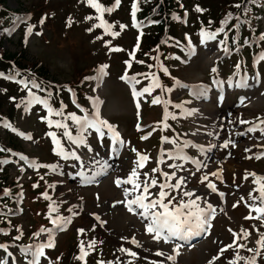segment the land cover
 <instances>
[{"label":"rangeland","instance_id":"1","mask_svg":"<svg viewBox=\"0 0 264 264\" xmlns=\"http://www.w3.org/2000/svg\"><path fill=\"white\" fill-rule=\"evenodd\" d=\"M217 1L219 5H209V7L216 10L222 8L226 2V0ZM94 2L104 8L113 9L117 5L116 0H94ZM127 3L128 0H119L116 9L110 13L106 11L100 13L87 4L86 0H4L3 2L4 8L15 14L11 26L3 35L1 49L9 54L22 51L25 61L28 64L41 65L43 69L41 73L45 74L46 91L37 89L32 91L41 98L43 93L44 96L48 92L52 93L49 105L53 109L55 103H58L57 99L69 109V114L76 116L80 114V117L81 113L83 116L86 113L91 114L94 110L93 101L99 100L100 118L112 124L120 138L125 141L124 146L117 147L111 143L107 135L101 139L94 131H90L82 146L70 145L67 138L62 135L63 128L49 126L47 121L53 115H49L43 105L34 104L25 111L23 101L28 97L27 89L21 84L18 89L16 85L0 81V94H3L4 90H9L11 91L9 97H15L16 101H11L10 98L8 101L7 98L5 102L1 101L2 112L12 104L10 102L16 104L14 111L10 110L13 122L11 128L4 126L0 128V142L5 145L12 140L17 146V153L7 155L9 163L0 165V171L2 169L6 171L7 179H11L12 184L18 182L26 185L32 179L34 182L40 179L37 177L35 179V167L20 161L19 155L27 157L35 164L37 159V165H51L57 169V172L48 175L49 184L46 188L48 195L59 205L62 216L72 215L68 211L69 208H73L78 213L72 217V222L67 226L66 231L56 232L53 235L52 243L55 245L52 249L50 247L44 249L40 264H98V262L100 264H209L214 256H219V259L214 260L213 264H229V261L245 264L244 260H236L237 252L241 257L253 256L254 253L247 249H256L258 247L256 241L260 239V234L264 233V223L260 219H245L246 216H256L255 212L250 211L252 201L249 200V193L258 197L257 189L264 185V179H259L264 178V155H262L264 123H261L264 121V60L258 62L260 54H254L252 62L250 60L248 64L249 70L239 71L236 76H232L233 78L225 76V71L231 70L230 64L236 65L231 58L232 55L239 54L241 50L233 48L225 53L215 41L206 46L201 45V39L197 38L196 31L184 27L187 19L182 21L179 18L182 25L177 24V38L182 39L186 46L190 41L196 48V54L191 60H188L185 54L181 61L188 60V62L177 63L175 57H178V53L166 43L169 36L165 35L151 49L158 50L164 44L162 50L155 51L152 55L141 54L136 61L139 43H135L138 37L135 38L136 36L128 29L133 23L126 22ZM182 9L185 11L186 7ZM34 15V19L30 17ZM87 16L93 19L86 20ZM42 19L43 23H41ZM102 21L114 25L112 31L120 32V35L113 38L110 34H105ZM94 24L101 26L89 32L88 29ZM121 24L127 26L123 31L119 27ZM255 25L254 30L259 35L255 36L252 42L261 41L260 50L264 53V44H262L264 39L261 38L264 36V6ZM29 28L32 29L31 34L28 33ZM97 37L101 38L97 39ZM106 42L110 43L105 46ZM110 48L122 50L110 51ZM133 52L134 58L130 55ZM243 59L241 55L240 60ZM134 62L145 68V74L149 79L152 76L157 79L159 75L165 73L163 69L166 68L167 73L183 80L181 84L204 85L207 92L203 96L192 95L190 101L183 100L181 103L184 109L193 110L192 115L184 116L178 109L179 112L175 113L179 115L177 119L165 121L164 105L151 103L153 97L157 95L156 92L152 90L151 95L145 94L134 98L133 85L120 78L128 75L127 70L130 72L135 69L132 68L135 67ZM102 65L108 67L103 70L105 75L99 84L95 79L85 80V77H95L94 71H98ZM149 65L152 67L150 68ZM213 67L217 69L215 73L211 72ZM211 77H215L216 80L213 81ZM242 78L246 84L236 86L237 81ZM136 80L139 82L134 83L135 90L147 87L142 75L136 77ZM12 81L18 84L16 79ZM215 85L217 89L213 87ZM172 88L173 91L168 93L167 98L172 101L180 100L185 90L182 88L183 91L178 93L174 86ZM189 89L186 91L188 92ZM79 92L86 98L78 96ZM165 96L164 92L158 97L167 100ZM137 103L140 104L139 117ZM81 108L85 113H79ZM168 112L171 113V110ZM64 115H67L66 112ZM55 117V120H63L60 116L55 115ZM257 118L260 119L256 121ZM159 121L157 139L160 142L154 147L153 134ZM164 123H167V128L163 127ZM138 124L140 130H137ZM253 126H256L257 130L249 131L248 129ZM71 129L72 135L75 136L73 123ZM19 133L30 135L32 139L26 140ZM48 133H56L65 150L74 151L78 159H64L60 164L56 162L49 149ZM144 136L148 138L141 139ZM162 137H168L170 140L179 137L180 141L199 144V148L203 146L204 156H200L191 144L184 148V154H188L191 160L197 162L200 166L199 170L186 161L182 162L184 165L182 171L170 168V164L181 161H173L161 156L162 152L173 149L171 143L161 142ZM225 142H228L227 148L223 147ZM132 149L136 151L133 152ZM52 150L54 151V148ZM137 152L149 158L138 170L141 179L144 178L143 174L147 173L157 178L158 183H162L164 178L160 172L171 174L176 171L177 176L187 178L186 188L195 190L202 197V201H198L201 206L203 200H206L216 208L211 226L207 227L204 233L184 243L175 239L165 243L163 240L154 239L153 234L147 233L145 229L147 222L128 212L123 204H116L113 207L115 202L124 200L122 188H118L114 181L117 178H127L135 166L134 161L138 160ZM160 159H163L164 163L158 164ZM94 160L100 161L106 167L91 183H84L78 173L85 172L87 176H93V173L100 168L99 164H93ZM107 168L112 169L108 171ZM154 168H158L159 171L153 173ZM37 172L47 175L42 169ZM249 174H255V177ZM205 175L208 180L200 183ZM245 176L248 178L245 179ZM208 182L216 186V192L207 188ZM42 186L43 183L39 188ZM122 187H131V185ZM29 191L27 194L20 192L22 203L15 202V205H20V210L10 212L11 215L15 214L12 217L16 218L8 222L9 228H13L14 231L21 230L18 231L20 234H17L21 236L20 239L16 241L11 236L10 243L8 246L5 245L7 251L0 247V260H7L9 264L13 259L16 264H26V257L21 250L10 245H28L32 241L31 232L45 224L49 216L47 205L50 201L40 197L33 183ZM151 191L158 192L159 189L152 188ZM220 193L224 194L223 197ZM241 197L244 199L241 200ZM233 204L237 206L233 208ZM93 214L99 216L100 221L104 223L97 221ZM77 229H84V232L78 233ZM229 229L237 235L233 236ZM242 229L248 233L247 236ZM4 235L8 236V233ZM43 237L42 233L39 237L34 236L35 244H47L49 239ZM93 240L96 243L89 248L88 244ZM81 241H84V250L87 254L83 260H77L75 257L80 252ZM177 244L181 245L178 255L173 251ZM230 244L231 248L220 253L222 247ZM259 247L261 256L256 259V264H264V243ZM121 248L127 249L128 252L120 251ZM129 252L136 255H129ZM157 252H163L165 255L157 256L155 254ZM9 253L12 255L9 256ZM169 255L175 256L174 262L166 259ZM58 257L59 261H57Z\"/></svg>","mask_w":264,"mask_h":264},{"label":"snow or ice","instance_id":"2","mask_svg":"<svg viewBox=\"0 0 264 264\" xmlns=\"http://www.w3.org/2000/svg\"><path fill=\"white\" fill-rule=\"evenodd\" d=\"M255 2V0H253ZM86 3L89 4L91 7L95 8L97 12L103 13V12H111L113 11L112 8H104L99 3L94 2V0H86ZM117 5L119 4V0H116ZM237 8L240 7L239 4L236 5ZM132 17H133V27L140 28L142 26V22H138L135 19V13L138 10L137 8V0H134L132 5ZM197 11H201V9L197 8ZM86 20H91L93 17L87 16L85 17ZM228 19H231V14H228V16L225 18V21L222 23V27L218 29L216 32H208L206 30H201L200 33V43L203 46H206L208 43L216 41L217 36L220 32L224 31L223 24H226ZM41 23H43V19L41 20ZM103 26L105 29V34H110L113 38L120 35V32L112 31V29L115 27L114 25L108 24L107 22H103ZM100 24H94L91 28L88 29L89 32L93 31L94 28L100 27ZM120 30L123 31L127 26L121 24ZM28 33H32V29H28ZM39 35V33H36ZM101 37H97V39H100ZM264 39V36L261 37ZM226 39V37H225ZM139 40V37H138ZM110 42H106V45H108ZM220 44H224L225 42L222 40L219 42ZM138 47V45H137ZM110 51H121L120 48H110ZM225 53H227L228 48L225 46L222 49ZM186 56L188 57V60H191V58L196 54V48L192 45V43L189 41L187 46L183 49ZM130 55L134 58V52L130 53ZM158 59V57L156 58ZM175 59L179 60L180 57H175ZM188 60L181 61L182 63H187ZM259 60H264V53H261ZM143 63V62H141ZM130 66V65H129ZM108 65H102L100 69L97 71V75L95 77H85V80L95 79L97 83L99 84L102 80L103 76L105 75L104 69H106ZM151 68L152 65H149ZM237 68H239V65H237ZM163 71L167 73V69L164 68ZM217 69L215 67L211 68V72L215 73ZM16 75H19V73H16ZM0 76H3V74H0ZM6 79H12L13 77L7 76L4 77ZM122 80H124L126 83L133 85V91L132 95L134 98L141 97L145 94L151 95L152 90L155 87H159V82L155 78V76L151 77L152 85L151 87H144L141 91H136L134 87V83H138L139 81L136 80V77L133 76L131 78H128L127 75L121 77ZM23 88L28 90V97L26 100L23 101L25 111H27L32 105L34 104H41L45 109H47L49 115H56L63 117V120H56L53 122L52 120H48V124L51 127L53 124H55V127L57 128H63L64 131L62 133L63 137H66L70 145H75L77 147L82 146L85 143L86 136L90 131H94L97 134L98 138H104L106 135L111 140V143L114 146L121 147L124 146L125 141H123L120 138V135L118 132H116L115 127L108 123L107 121L100 118L99 115V100H94V110L91 114L86 113L82 117H78L75 114H69L67 116L64 115L63 111L55 110L49 105V98L51 97L52 93L48 92L47 97L41 98L40 96L36 95L32 89H37L39 91H46V89L41 88L40 84H38L34 79L31 81L22 79L18 81ZM246 84V81L242 78L240 81H237L236 86H241ZM176 87L179 88H189V85L187 84H181L179 81H176ZM161 91L165 93H170L173 91L172 88H163L161 87ZM190 91L192 95L194 96H203L207 92V88L204 85H197L192 86L190 88ZM243 102V101H242ZM152 104H163L165 108L164 112V120L168 119H177L178 117L175 114H171L167 111V108L169 106V101L162 99L161 97H153L151 100ZM173 108L180 109L182 114L184 116H190L192 115L193 110H186L184 109L183 104H174L172 105ZM137 108V115L139 117V109L140 104H136ZM81 112L84 111V109H80ZM71 120L73 122V125L75 126L76 134L75 136L72 135V132L69 129V125L64 123L65 120ZM241 123H247L245 121H241ZM261 123H264V121H261ZM8 127L9 125H5ZM164 128H167V123L163 124ZM137 130H140V125H137ZM249 131H256V126H253L248 129ZM19 135L23 136L26 140H31L32 137L30 135H25L24 133H19ZM50 135L56 145V152L62 159H78L76 157L75 152L68 150L66 151L63 145H61L60 141L56 138V135L54 133H48ZM147 136L141 137V139H147ZM162 143H171L173 145V149L171 151H164L161 153L162 157H167L169 160L173 161H181V163H174L170 164L169 167L173 168L178 171H182L184 168L183 161L190 160V157L184 154V148L188 147L187 142L180 141L179 137L176 139L170 140L168 137H162L161 138ZM228 142H225L223 147L227 148ZM191 147H199L198 145H191ZM6 149L0 148V152H5ZM133 152H135V149H132ZM201 151L203 149L201 148ZM15 155V154H14ZM264 155V153H262ZM138 160L134 161V168L129 173L127 178L120 179L117 178L114 183L118 188H122L123 194H124V200L123 201H117L115 204H113V207L116 206V204H123L124 207L127 209L128 212L132 213L133 215H137L138 217L142 218V221H146L145 229L147 233L153 234V238L157 240H163L165 243H170L173 239L179 240V241H187L188 239L199 236L202 233H204L207 229V227L211 226V220L215 217L216 214V208L213 207L211 203H208L206 200H203V206H201L198 201H202V197H200L195 190L187 189L186 185L188 183L187 178L179 177L176 175V171H173L171 174L169 173H162L163 176V182L158 183L157 178L151 177L149 174L144 173L143 179H141V174L139 173V169L144 166L143 162L147 161L149 158L146 155H141L137 152ZM259 159L260 157H256ZM18 159L20 161H24L26 164H28L30 167H37L34 161H29L27 157L23 155H19ZM9 163L7 160H0V165ZM159 163H164L163 159L158 160ZM192 163H196L195 161H192ZM94 165L99 164L100 168L98 171L93 173V176L89 177L85 174V172L78 173L84 183H91L95 176L102 174L104 171L106 165L102 164L100 161H93ZM38 167H48L47 165H39ZM199 165H197V170H199ZM53 170L55 168L53 167ZM23 171V169H21ZM158 168L152 169L153 173L158 172ZM215 175V174H214ZM255 177V174H249ZM248 177L245 176V179ZM264 179V178H259ZM208 180L207 175L203 176L200 180V183H204ZM172 181H175L172 183ZM257 182V181H254ZM124 185H131V187H122ZM207 188L210 189L212 192H216L217 188L216 186L208 182ZM33 187H36V185H33ZM152 188H158V192H152ZM259 196L254 197L252 193H249V200L252 201V204L250 205V211H253L256 213L255 217L252 216H246L245 219H260L262 223H264V185H261L259 189ZM138 193V194H135ZM5 195H9V190L5 189ZM135 194V195H134ZM46 200L50 201L49 204V216L47 217L49 221L53 224L52 229H45L41 228L39 233H34V236H39L41 233L47 232L49 235V241L47 244L40 243V244H31L28 246H25L21 248V252L26 257V264H40V258L44 256V249L47 247L54 246L52 244V237L55 233V231H64L67 226L72 222V217L75 215H78L76 211H74L73 208H69L68 211L72 214L70 216H62L57 214L55 217H53L52 213H58L59 212V205L50 197L47 193L42 194ZM223 193H220V196L223 197ZM187 198V199H186ZM244 197H241V200H243ZM258 202V205H257ZM237 205L233 204V208H235ZM95 219L97 221H100V217L93 214ZM101 224H103V221H100ZM94 230V229H93ZM17 231H21L20 229H17ZM230 232H232L231 229H229ZM78 233H83L84 229H77ZM242 232H244V235L247 236L248 233L242 229ZM233 236H236L237 234L235 232H232ZM16 239H19V237H16ZM96 241H90L88 244L89 248H92L95 245ZM258 247L256 249H247L250 252H253V256L251 257H241L239 253L237 252L236 260H244L245 264H256V259L261 256L260 251V245L264 243V233L260 234V239L256 241ZM0 247L4 248L5 251H7V248L3 245H0ZM181 245L177 244L174 246L173 251L176 252V254H179V249ZM232 245H228L225 247H222L220 249V253H223L226 251L227 248H231ZM241 247H245L241 245ZM120 251L122 252H128L127 249L121 248ZM80 255L76 256L75 259L77 260H83L84 256L87 254L84 250V241L80 242ZM157 256H164L165 254L163 252H157L155 253ZM12 254L9 253V256ZM129 255L135 256V253L129 252ZM59 257L57 258V261H59ZM167 260L175 261V256H167ZM219 259V256H214L213 260L209 261V264H213V261ZM0 264H9L7 260H0ZM11 264H16L15 260L13 259ZM100 264V262H98ZM229 264H235V261H229Z\"/></svg>","mask_w":264,"mask_h":264},{"label":"trees","instance_id":"3","mask_svg":"<svg viewBox=\"0 0 264 264\" xmlns=\"http://www.w3.org/2000/svg\"><path fill=\"white\" fill-rule=\"evenodd\" d=\"M3 2L4 0H0V45L3 39V33L7 26L12 22L15 14L4 8ZM133 2L134 0H128L127 5L125 6L126 12L129 9L127 13L128 15H126V22L128 21ZM237 4L240 5L239 8L236 7ZM209 5L215 6L219 5V3L217 0H137L138 10L135 13L136 19L140 22L146 19L155 22L140 34V54H145V52L149 53L156 43L161 41L162 37H165V35H168L169 38L172 37V39L177 38V24H181L178 19L182 17V8L184 7H186V11L188 12V18H186L187 23L184 27L187 29L192 28L193 31H197L199 36L202 29L208 32H216L222 27V23L225 21L228 14H231V19H228L227 23L223 24L224 31L220 32L217 36L224 39V36L227 35L231 38L236 31H239L242 28L247 27V29L250 30L258 18L259 11L264 5V0H255V2H253V0H226L222 5V8L216 10L209 7ZM179 6H181V9H179ZM197 8L201 9V11H197ZM31 17L34 19L35 15ZM182 45L183 48H185L183 43ZM163 47L164 44L158 50H162ZM158 50H153L152 54ZM37 65L36 63L28 64L24 59L22 51L9 54L5 53L0 47V74L9 75L13 77L12 79H16L17 81L22 79L31 81L34 79L40 84L41 88L44 89V85L47 83L45 80V74L41 73L43 71L42 66ZM16 73H19V75H16ZM80 78L81 77H79V80ZM12 79H0V81L16 85L19 89L20 83L17 84L16 81H12ZM162 80L165 86L169 85L168 76H162ZM9 92L11 91L4 90V93L0 94V127H6L5 125H9L6 127L9 128L13 124L11 121L12 113L10 110L14 111V105L16 103L10 102L12 104L7 107L4 112L1 111V101L5 102L6 98L7 101L10 98L11 101L16 102L15 97H9L11 96ZM78 96L83 97V93L79 92ZM59 107H61L64 112L67 111V108L64 105H59ZM53 118H55V115H53ZM14 142L15 141L10 140L5 143V145L0 142V148L7 150L5 152H0V158L10 150L17 149V146L15 145L16 142ZM5 189L10 191L11 181L6 182V176L4 173L0 172V234L5 231L6 227L3 213L5 212V206L11 204V194L5 195Z\"/></svg>","mask_w":264,"mask_h":264},{"label":"bare ground","instance_id":"4","mask_svg":"<svg viewBox=\"0 0 264 264\" xmlns=\"http://www.w3.org/2000/svg\"><path fill=\"white\" fill-rule=\"evenodd\" d=\"M11 24H12V23H10V24L7 26V28H8L9 26H11ZM7 28L5 29V31L7 30ZM5 31H4V33H5ZM4 33H3V35H4ZM7 76H9V75L3 74V76H1V80H6V78H4V77H7Z\"/></svg>","mask_w":264,"mask_h":264}]
</instances>
